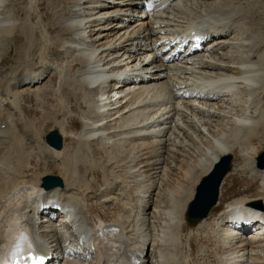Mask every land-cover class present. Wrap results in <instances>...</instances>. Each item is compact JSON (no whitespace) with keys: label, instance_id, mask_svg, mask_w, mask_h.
Returning a JSON list of instances; mask_svg holds the SVG:
<instances>
[{"label":"bare ground","instance_id":"obj_1","mask_svg":"<svg viewBox=\"0 0 264 264\" xmlns=\"http://www.w3.org/2000/svg\"><path fill=\"white\" fill-rule=\"evenodd\" d=\"M67 1L71 4V15H68V18L62 19L61 22L58 21V24H60L59 28H66L70 33V37L67 38L68 40L66 42L65 39L62 40L61 46L63 45L62 47H64V49L68 48L70 54L69 58H71L72 62H77V65H80L81 68H79L82 70L79 71L77 69L79 71H77V81L68 82L70 85L77 84L81 88H85L89 94L95 96L94 100L96 102L95 106L88 103L92 106H90L92 108V113L90 112L91 117L87 118L88 116L86 117L83 114L85 116V121L83 122V128L80 130L79 134L75 135L71 133L69 136L74 143H84V153L90 157L93 153V156L102 154L106 157V161L109 162L108 159L110 155H107V153L109 150H114L117 146L118 149L124 148L125 152L135 151V154L132 155V159H137L133 162H126V160H121L115 155L114 158L110 160L109 166L106 163L108 167H102L107 177L110 175L112 179L117 178L111 174L114 168H110V165L117 168L119 170L117 172H122V175H119V177L126 176L127 174L123 172L129 174V169L136 166L138 170L133 172V175L138 178L135 179L132 177L134 180L131 181L135 184H140L141 181L145 180L149 182L152 186L151 188L154 189L157 178L160 180V172L163 173V176L165 172H168L166 165H162V171L159 170L160 168H156L160 166L158 163L162 162L160 160L156 163L159 160H157L156 157L166 158V152L170 151L168 147H171V143H169V139L171 140L170 137H174V135L180 136V134L184 132L186 134H184V137L189 138V130H194V128H199L197 134L204 136L202 132L205 129L201 127L203 125L211 126L214 131H209L206 141L208 145L212 146H207L208 148L196 166L197 170L204 169L206 172L209 171L213 163L220 158L221 155L231 154L235 147V142L240 140H244L240 142L241 147L239 148L240 156L243 160L248 155H256V150L254 148L245 146L243 143L248 138V134L257 128V122L259 121L258 117L261 113L260 109L255 106L256 102L254 103L253 97L259 90H264V41L262 40L264 34L261 35L260 33L259 36L261 37H258V39L261 38V40L256 44L257 37L254 41V35L251 31L252 34L250 35H252V37L250 36L251 38H247L246 30H252V27H254L253 25H255L254 29L264 26L262 22L264 21L263 8L256 9L255 5L257 4L253 3V0H241L242 2L239 0H161V4L167 5L165 11L154 10L147 18H142L143 15L138 14L139 17L136 18V23L134 25H126V18L129 13L132 14L134 11L132 6L138 4L141 0ZM230 1H235L237 4H234L235 2L231 3ZM3 2L4 0H0V6ZM241 3H243L245 7ZM251 3L255 5L249 6ZM189 4H191V7H188ZM236 6L242 7L241 13L236 11ZM6 9L8 10L7 6ZM20 10H18V12ZM32 10H34V8L30 10L31 13L29 11V14L34 13ZM8 14L0 7V41L2 40V34H4L6 38H9L13 29L19 26V20L17 21V18L12 15V13V16ZM116 21L119 22L117 25H114ZM36 22L37 24L41 23L39 19ZM54 27L56 26H53V28ZM261 29L260 27V30ZM194 30L197 31L196 34L198 36L196 35L194 40L190 41L191 43L188 44L183 53H179L173 59L175 64H163L162 57L159 53L167 47L166 43L169 44L175 41L178 39L177 36H180L182 39H187L190 36L192 37L195 33L193 32ZM255 30L254 32L256 33L259 31L257 29ZM21 31L24 30L22 29ZM28 32L31 34L30 31ZM41 34L43 35V32H41ZM86 34H88V36H86ZM208 36L213 39L214 43L212 47H209V51L201 52V37L207 38ZM237 36L240 37V40L239 38L236 40ZM232 40H236V42L239 43L237 46L235 44L237 49L236 56L239 57V61L238 63L234 62L236 63L234 65L230 64L227 60V58L229 59L231 49V47L229 48L228 46ZM261 41L263 42L261 43ZM61 46L60 48H62ZM225 46L227 47L226 51L223 50ZM4 47L5 49L8 48L6 45H4ZM28 47L29 46H27V48ZM233 49L235 48L233 47ZM261 50H263V52H260ZM28 51H31V49ZM198 51L200 53H198ZM64 53H66V51ZM258 55L259 58H262V61L259 59L254 61V58H257ZM66 56L67 54L65 58ZM71 67L73 68L74 66ZM4 70L5 68L0 66V76L4 73ZM40 73L38 76H40ZM39 79H28L25 86H29V88L31 86H36L39 83L36 82V80ZM137 79L143 82L139 81L137 85L135 84ZM18 81L19 80L16 78L13 82L8 78H4L3 82L0 83V170L1 167L4 166L3 163L6 164L5 175L0 173V260L8 257L11 250L20 247L21 242L23 245L24 241L25 246H30V248L34 246L36 250L40 252L45 251L47 254L53 253L56 258L60 256L59 252L64 251L77 255V259H66L62 264H165L166 258L163 253L164 251L166 254L167 250L165 236L167 237L168 234L170 236L172 232L177 234L184 228L185 220L183 214L185 204L189 198L188 192L182 191L184 185H175L168 191L169 206L167 209L163 206L161 212L156 209L160 208L163 204L157 206V203H160V201L164 203L163 189L167 185V179L165 182L160 183L158 194L156 193L157 200L155 202L157 203L153 211H151L153 207L152 204L155 205V202L152 200L153 196L147 195V192L152 191L154 195L155 189L154 191L148 188V190L145 189L146 191L141 195V200L137 206L139 207V214L135 219L137 228L135 234L137 237L134 238V236L133 239L125 230L121 220L123 214L119 216L121 211H119L118 216L115 215L119 222H106L102 217L93 214L92 208L94 207L88 204L90 201L81 203L75 197H71L70 191L72 184H68L69 180L66 179L65 174L63 175V179L66 183V185L64 183L65 187L44 190L39 180L32 181L29 179V176H27L28 173L34 171L36 168L35 165L31 162L26 164L22 162L25 157L31 156L29 155L31 149L38 147V145L34 144L35 141L33 140L35 137L36 139L39 137L40 131L37 132L34 130L35 132L31 131L27 134L31 143L30 149L26 152L24 149L27 147L24 149L21 147L23 146L21 144L26 141L24 139L26 136L18 140V137L14 136V130L11 128L12 121L15 120L12 119L13 115L21 119L18 114V110L20 109L19 102L18 100L17 102L14 101L15 96L13 94L15 93L11 94V91H9L11 87L15 90L17 89ZM61 84L62 83H60V85ZM64 84L66 83L64 82ZM111 85L112 88L110 90L109 88ZM36 87H38V85ZM58 87L59 86H57V88ZM64 87L66 86L64 85ZM72 87L71 89H68V87L64 88L61 94L58 93V95H61L60 97L63 98L62 100L64 101L65 99L67 102L66 104L64 103L62 114L65 113L66 115H70L75 111L76 106L80 109L82 108L79 101L83 98H81V96H84V94L81 95L79 92L81 99L78 101L75 96V93L78 94V92ZM23 89L25 91L24 87ZM82 90L83 89H81V91ZM119 90L120 93L116 92ZM27 92L29 91L27 90ZM43 92L45 93V91ZM49 92L51 93V91ZM82 92L85 93L84 91ZM29 94L32 93L30 92ZM22 96L24 97L25 95ZM255 97H257V95ZM29 99H27V101H29ZM91 99H93V97ZM191 100L193 101V105L191 104L193 111L200 110V102H207V105L202 104V107L205 106L206 108L209 106L212 109L211 112L209 111L210 113H208L212 115H210L211 117L217 114L219 115V118L215 117L218 119L216 124L213 125L214 121L209 122L210 118L209 120L202 119L203 121H200L201 125H196L198 119L195 121L194 118H192L193 121L191 120L194 125H187L188 123L186 122H190L189 119L183 120V122L180 120L181 124L178 122L179 125L176 126L177 131L175 132V129L173 130L175 134L173 131V134H170L171 132L168 133L169 130L171 131L172 128H174V122H177L176 118L179 113L182 112L181 110L185 108L184 105ZM73 101L75 102L74 105H72ZM89 102L92 101L90 100ZM241 102L243 103L241 104ZM37 103L39 104V102ZM54 107L55 105H52L50 108L56 110ZM60 111L61 110H59V112ZM221 116L224 117L223 120L220 119ZM82 118L84 119V117ZM225 119L234 124H232L233 127L229 123V125L232 126L231 130H234L235 133L233 136H238L234 139V144H228L229 138L226 131L230 129H226V124L224 123ZM44 121L49 122V117ZM43 125L42 122L39 130H41ZM65 125L66 123L61 121L58 130L60 133H66ZM2 126H4V128ZM29 126L30 125H28V127ZM38 140L39 139H37V142H39ZM177 140L178 139H175V141ZM44 143L47 146L45 141ZM194 143L195 142H190V144ZM37 144L40 145V142ZM131 146H133V148H131ZM46 151L47 150H45V152ZM55 152L57 151H54L52 156H56L57 153ZM35 153H38V151L35 150ZM75 154H77V152ZM80 155L84 157V155ZM50 159L52 160V157ZM155 159L157 161H155ZM94 160H90L89 163H87L88 169L86 168L87 173H85V180H83H90V182L87 181L89 189L94 186V181L92 178H86L90 170L97 167L95 163L92 164ZM118 160L119 164L117 163ZM166 160L167 159H165V161ZM101 161H103V158H99L96 162ZM121 162L124 163L121 165ZM245 162L247 163V161ZM123 164H126L129 169L124 167ZM134 170H136V168H134ZM250 170V178L252 177L254 181L262 185L261 193H264V169L256 172L252 167ZM72 175L73 174H71V176ZM191 175L192 174L189 173L186 174L184 182L186 179L190 181ZM128 179L129 178L126 177V180ZM123 182L125 183L126 181ZM134 185L132 186L134 187ZM110 193L113 195V192ZM110 193L104 196L108 197ZM129 193L131 194L132 191ZM120 197L119 195L115 199L119 200ZM113 199L112 201L108 199L103 200V202L99 201L97 206L105 208L104 205L115 203H113ZM138 199H136V201ZM82 200H84V198ZM255 201L256 200L243 198L235 199L227 204V208L221 210V206H223L221 205L223 203L222 201L218 203L214 211L210 213V215L212 214L211 216L209 215L196 226H194L192 222H188L194 227L190 228L187 233L188 244L186 245H189L191 250L197 245L198 251L200 250L201 253L197 252V254L200 255L202 260L213 257L216 258L220 264H262L261 261H264V258L262 259L261 256L264 254V240H262V237L264 235H259H261L264 230L263 226H252L247 230L249 231V236L245 237L243 234L242 237H240L243 228L237 229L229 225V218H256L264 221V199L258 200L261 201L263 205L262 213H255L250 209V207H253V202ZM132 202L134 201L132 200ZM47 206H50L51 209H59V213H64L62 218L64 219L67 217L69 220L68 223H65L66 229L55 225L49 226L45 223L46 219H43L44 216L40 215V213L43 208ZM115 206L112 209H116L117 206ZM127 206H122L124 208L123 212H125ZM89 208L90 210H88ZM97 208L98 207H96V209ZM234 209L240 210L234 212ZM107 210L110 211L109 208ZM159 213L160 217L158 216ZM164 217L165 220L163 221ZM156 220L159 222H155ZM62 221L63 220L60 219L59 223L56 224L59 225ZM167 221L168 224H166ZM132 223L134 224V221ZM153 223L156 225L155 227H153ZM129 225L131 224L129 223ZM249 238L253 239V241L248 240ZM155 244H157L156 247L158 246V249L156 248L157 250L153 252ZM199 245H201V248H199ZM252 249H254V251ZM245 250L247 251L244 252ZM88 251L92 254L90 261L86 259ZM232 254H236V256Z\"/></svg>","mask_w":264,"mask_h":264},{"label":"rangeland","instance_id":"obj_2","mask_svg":"<svg viewBox=\"0 0 264 264\" xmlns=\"http://www.w3.org/2000/svg\"><path fill=\"white\" fill-rule=\"evenodd\" d=\"M239 1L242 2L241 0H239ZM247 1H249V0H247ZM234 2H231V3H234ZM31 3H32V6H31ZM253 3H255L257 5H255ZM253 3H251V5H249V4L248 5L249 6L255 5L256 9L263 8V10H264V0H253ZM234 4H237V3L235 2ZM241 4L245 7V5L243 3H241ZM6 6H7L8 10L6 9ZM0 7H1V9H3V11L5 13H7V14L9 13L8 15H10V16L14 15L17 18L16 20L17 21L19 20V22H18L19 26L17 28L13 29L11 36L9 38H6V36L4 34H2V36H1L2 40L0 41V44H1L0 45V54H1L0 55V60H1L0 62L2 63V65L0 63V66L5 68V70L3 71L4 73H2L3 75L1 74V76H0V83L3 82L4 78L10 79V81H12V82L16 78L17 80H19L18 81L19 83H17V86H18L17 89L15 90L13 87H11L9 91H11V94H13L14 92H12V91H17L19 89L23 90L21 93L19 92L18 94H16V93L13 94L15 96L14 101L17 102V100H18V102H19V106H20L19 108L20 109L18 110V114L20 115L21 119H19V117H15L13 115L12 119H15V120L12 121V119H11V121H12V127L11 128H12V130H14V132H15L14 136L18 137V140H20L21 138H24L26 136V138H24L26 140V141H24L25 143L21 144V145H23V146H21V147H23L22 149L27 147L26 149H24L26 152H28V149H30L29 147H30V143H31L27 134L31 131H34V130L37 132L40 131L39 137H37V139H39L38 141L40 142V145L37 144L39 142H37L36 137L33 140V141H35L34 144L38 145V147H40V148L37 147V148L31 149V153L29 154L31 156L25 157L22 161V162H24V164L31 162L36 167L34 169V171L28 173L27 176H29V179H31L32 181H35V180L41 181V178L45 175H55V176L59 175L63 178V175L65 174L66 179L69 180L68 184L69 183L72 184L71 191H70L71 197H75L81 203H87L90 201L88 204L92 205V207H94V208H92L93 209L92 211L94 212L93 214H96L97 216L102 217L106 222H114V221L119 222V220L117 221V217L115 215L118 216L119 211H121L119 216H122V214H123V217L121 218V220L123 222L125 230L127 231V234H129V236L131 235L130 237L132 239L134 236H135L134 238H136L137 235L135 234V231H137V228H136V224H135V219L138 217L137 215L139 214V207H137V206L139 204V201L141 200V197H142L141 195H143V192H145L148 189L153 190V191L155 189L154 195H153L152 191L147 192V195L153 196L152 200H154V202H155L157 200L156 197H157V194L159 191L158 188L160 187V183L165 182V180L167 179V185L163 189V201H164V203H162V201H160L161 204L159 202L158 203L155 202V205L152 204L153 207H152L151 211H153V208H154V206H156V203H157V206L163 204L160 208L156 209L160 212L162 211L163 206L165 207V209L168 208V206H169L168 191L171 190L175 185L179 186V185L183 184L184 186H183L182 191L183 192H189L193 188L197 177H199V174H201V171H195V170H197L195 165H197L199 160L203 157V154L205 153L206 149L209 146L210 147L212 146V145H208L206 139L208 138L209 131H214V130L212 129L211 126L203 125L201 127H203L205 129L202 132L204 134V136L201 134H197L199 132V130H198L199 128H196V129L194 128V130L190 129L189 130L190 131L189 132V134H190L189 138L184 137V134H185L184 132L181 133L180 136L174 135V137H173L170 135L171 140L169 139V141H170L169 143H171V145H170L171 147L170 148L168 147V150H170V151H167L166 155H165V157H166L165 159H167V160L165 161V159H163V157H161V158L156 157L157 160L159 159L158 161L155 159V161H157L156 163H158L160 160L162 161L161 163L159 162L160 164L158 163V165H160V166H158L156 168H160L159 170L162 171V165L163 166L166 165V167L168 168V172H165L164 176H163V173L160 172V180L157 178V182L154 186L155 187L154 189H152L151 188L152 186L149 184V182H146L145 180L141 181L140 184H135L134 182L131 181V180H134V178L135 179L138 178V177L136 178L133 175V172L138 170L137 169L138 167H136V166L134 167V168H136V170H134V168L129 169V168H127L126 164H123L124 167L129 169V171H128L129 174L127 172H123L124 174H127V175L119 177V175H122V172L121 171L117 172L119 170L117 168L113 167L112 165H110L111 166L110 168H114L113 171H111V174L117 178L112 179V177L109 174H108L109 176L107 177L105 175V171H104V169H102V167L107 166L109 164L110 160L113 159L115 155H117V157H119V159H121V160H123V159H124V161L126 160V162H128V161L133 162L134 160H137V159H132V155L135 154V151L134 152L133 151L125 152L124 148L118 149L117 146L114 148V150L108 151L107 155H110L109 156L110 158L108 159L109 162L106 161V157H104L102 154L93 156V154H94L93 153L90 157L86 153H84V147H85L84 143L83 144L81 143L82 144L81 145L80 142H76L77 143V146H76V143H74L69 136V134H71V133L75 134V135L79 134L80 130L83 128V122L85 121V116L86 117L88 116L87 118H90L91 113H92L91 107L96 105V102L94 100L95 96H93L92 94H89L85 90V88H81L77 84H73V85L69 84L70 81H77L76 80L77 73L79 71H82L80 69L81 68L80 65H77V62H72L71 58H69L70 54L68 52V48L64 49V47H62L63 45L61 46V41L65 39V42H66L68 40L67 38L70 37V33L66 30V28H64V29L59 28L60 24H58V23L61 22L62 19L68 18L71 15V11H70L71 4H70V2L67 0H4L3 4ZM29 7L31 9L34 8V10H32V12H34V13L29 14V11L31 10ZM188 7H191V4H189ZM61 8L63 9V11ZM236 8H237L236 11L241 13L242 7L236 6ZM15 9H17V10H15ZM18 10H20V11L18 12ZM10 11H12V12H10ZM15 11H17L18 13ZM11 13H12V15H11ZM30 13H31V11H30ZM28 14H29V17H28ZM63 14H65L66 16ZM56 16L59 18H57ZM30 17H32V18H30ZM38 19H39V22H41V23L38 22L39 24H37V22H36V21H38ZM118 22L119 21H116L114 25H117ZM262 22L264 25V21H262ZM32 23H34V24H32ZM45 25H47V26H45ZM53 26H56V27L53 28ZM253 26L255 27V25H253ZM38 27H40L41 30ZM254 27H252V30H246V35H247V38H251L252 35H250V34H252L251 33V31H252L253 35H254V41L257 37L256 44H258V42H260V40H261V38L258 39V37H261V36H259L260 33H261V35L264 34L263 33L264 32V26L263 27L260 26L262 28L261 30H260V27L255 28V29L259 30L257 33L254 32V31H256L254 29ZM22 29L24 31H21ZM33 29H36V30H33ZM28 31H30V33L32 35L29 34ZM40 31L43 32V35L41 34ZM44 32H45V34H44ZM62 32H64V33H62ZM65 32H67V33H65ZM56 33L57 34L59 33V34L57 35ZM35 34H36V36H35ZM28 35L31 38H29ZM86 36H88V34H86ZM35 37H37V38H35ZM59 37H61V38H59ZM238 38L240 40L239 36L236 37V40H238ZM236 40L235 41L232 40L228 46L229 48L231 47V49H230L229 59L227 58V60L232 65L238 63V61H239V57L236 56L237 49L235 47V44L237 46L239 43L236 42ZM262 40L264 41V35L262 36ZM263 41H261V43ZM4 45H6L8 47L7 48L8 51H7V49H5ZM27 46H29L30 48L28 47L29 48L28 49ZM60 46L62 48H60ZM233 47L235 49H233ZM30 49H31V51H28ZM61 49H63V50H61ZM226 49H227V47L225 46V48H223V50L226 51ZM234 50H235V52H234ZM65 51H66V53H64ZM260 52H263V50H261ZM60 53H62V54H60ZM66 54H67V56L65 58ZM31 55H32V58H31ZM233 58H234V61H233ZM257 59L262 61V58H259V55L257 56V58H254V61H257ZM234 62H236V63H234ZM71 66H74V67L72 68ZM21 69H23V70H21ZM24 70H25V72H24ZM49 70H50V72H49ZM39 73H40V76H38ZM14 75H15V77H14ZM68 78H69V80H68ZM28 79L29 80L39 79V80H36V82H39L37 84L38 87H36L37 85L34 87L31 86L30 88H29V86H25V84H27ZM64 82L67 85L64 84ZM42 83H43V85L40 86V84H42ZM60 83H62V84L60 85ZM63 84L66 87H64ZM57 86H59V87L57 88ZM23 87L25 88V91H24ZM67 87H68V89H71V87H72V88H74L75 91L78 92V94L75 93V96L77 97L76 99L78 101H79V99H81L83 97L79 101V104L81 105L82 108L80 109L78 106H76L75 111L73 113H71L70 115H66L65 113L62 114L64 103L66 104L67 102L65 99H64V101L62 100L63 98L60 97L61 95H58V93L61 94L62 89L67 88ZM34 88H36V89H34ZM111 88H112V85L110 86L109 89L111 90ZM58 89H59V91H58ZM81 89H83L82 91H84L85 93H83L81 91ZM27 90L29 92H27ZM43 91H45V93ZM49 91H51V93ZM30 92L32 94H29ZM79 92L81 95L84 94V96L82 95L80 98ZM116 92L120 93V90L116 91ZM258 93H259V95H258ZM22 95H25V96L23 97ZM256 95H257V97H255ZM263 95H264V90H259V92H257V94H255V96H254L255 98L253 97L254 103L256 102L255 106H257L260 109L261 113H260V116L258 117L259 121L257 122V128L248 134V136H247L248 138L243 143L245 146H249V147L251 146L252 148H254L256 150V155H257V153L259 154L261 151L264 150V102H263L264 96ZM91 96L93 97V99H91L92 98ZM19 97H20V99H19ZM84 97H85V99H84ZM26 98L27 99L30 98L31 100L29 99V101H27ZM50 98H52V99H50ZM258 99H260V100H258ZM20 100H22V101H20ZM90 100L92 102H89ZM62 101H63V104H62ZM83 101H85V102H83ZM191 101L186 103V105H184L185 108H183L181 110L182 111L181 113H183V114L179 113L178 117L176 118L177 122H174V128H172L171 131L169 130L168 133L171 132L170 134H173L174 129L176 132L177 131L176 126H178L181 121L183 122V120L189 119V121L191 123L188 121L186 123H188L187 125H192L193 124L192 118H194L195 121H197V119H198V121L196 122V125H201L200 121L209 120V118H210L209 122L214 121L213 125L216 124V121L218 120L216 118H219V115L217 114L214 117H211L212 115L208 114V113H210L212 109L209 106H207L206 108H205V106L202 107V104L207 105V102H205V103L200 102L201 103L199 106L200 110L199 111H193L191 108V104L193 105V101L192 102ZM37 102H39V104ZM83 103H85V104H83ZM88 103L89 104L91 103L92 106L89 105ZM242 103L243 102H241V104ZM74 104H75V102L73 101L72 105H74ZM52 105H55L54 108L56 110L50 108V107H52ZM220 105H218V106H220ZM88 106H89V108H88ZM87 108H88V110H87ZM186 108H187V110H186ZM31 109H33V110H31ZM82 109H83V111H82ZM48 110H50L51 112ZM59 110H61V111L59 112ZM183 110H185V111H183ZM213 110H215V109H213ZM85 112L87 115L85 114ZM6 113H9V112H6ZM189 113H191V114H189ZM187 115H189V116H187ZM199 115L201 118L203 117L202 118L203 120L199 117ZM46 116L49 117V120H50L49 122L44 121L47 118ZM185 116H187V117H185ZM196 116H198V117H196ZM222 116H223V114H222ZM222 116L220 117L221 120H223V118H224ZM82 117H84V119ZM204 117H206V118H204ZM61 121L63 123H66V125H65L66 126L65 127L66 133H64V132L60 133L64 137V141H65L64 149L62 151L55 152V153H57L56 156H52L54 151L45 145L43 137L46 136L53 129L59 130V124H61ZM42 122L44 125L41 128V130H39ZM224 123L226 124L225 125L226 129H230V130H231V127L234 125L232 122H229L227 119L224 120ZM229 123H230V125H232V124L233 125L230 126ZM38 124H39V126H38ZM28 125H30V126L28 127ZM3 128H4V126H3ZM3 128H1V129H3ZM230 130L226 131L228 133L227 136L229 138L228 144H234V139L237 138L238 136L237 137L235 135L233 136V134H235L234 130H231V131ZM175 132H174V134H175ZM194 136H196V137H194ZM232 136H233V139H232ZM27 139H28V141H27ZM175 139H178L177 140L178 144H177V141H175ZM243 141L244 140H240L238 142H235V145H234L235 147L232 150L233 152H231L234 155L235 172H232L233 175L231 174L232 176H229L226 178V180L224 181V184L222 186V189L220 191V202L223 201V203H224V201L226 200L224 204L223 203L221 204V205H223V206H221V210H223V208L226 207V204L232 199L247 197V196H248V198L250 197V198H255V199H262V200L264 199V197H263L264 193H261L262 192V187H261L262 185L259 182L254 181L252 177L250 178L251 170L247 169L244 166L242 167V162H243L244 165H246L250 169H252V167H253L252 159H254L256 156V155L255 156L253 155L254 156L253 157L252 155H248L247 156L248 158L246 157L244 160L242 159V157L240 156L239 148L241 147L240 142H243ZM190 142H195V143L190 144ZM182 143L184 146L182 145ZM236 143H238V144H236ZM177 145L180 149L177 147ZM182 146H183V148H182ZM131 148H133V146H131ZM171 148H172V151H171ZM35 150H37L38 153H35ZM45 150H47V151L45 152ZM76 152H77V154H75ZM115 152H116V154H115ZM122 152H124V153H122ZM79 153L84 155V157L83 156L81 157V155ZM121 154H123V155H121ZM61 156L62 157L64 156V157L62 158ZM120 156H122V157H120ZM51 157H52V160L50 159ZM171 157H172V159H171ZM86 158H88V159H86ZM99 158H103V161L96 162ZM62 159H63V161H62ZM248 159H249V161H248ZM90 160L91 161L94 160V162H92V164L95 163L97 165L96 168L95 167L92 168L90 170V172L87 174L86 179L92 178L94 181V186H92L91 189H89L87 186L88 182H90V180H87L88 182L83 181V180H85L84 175H85V173H87L86 168L88 169L87 163H89ZM245 161H247V163ZM22 162H19V163H22ZM106 163H107V165H106ZM117 163L119 164V160ZM122 163H124V162H121L120 164L122 165ZM83 164H84V166H83ZM167 164H168V166H167ZM3 165L4 166L1 167L0 173L2 175L3 174L5 175V169H6L5 165L6 164L3 163ZM241 168H242V170H241ZM188 173L192 174L190 177V181H188V179H186L184 182V178H186V174H188ZM71 174H73V175L71 176ZM126 177L129 179L126 180ZM132 177H134V178H132ZM73 178H74V180H73ZM123 181H126V182L124 183ZM64 183H65V180H64ZM123 184H124V186H123ZM125 184H127V185H125ZM65 185H66V183H65ZM132 185H134V187ZM84 188H86V189H84ZM127 189L129 192L132 191V193H131L132 196L127 191ZM122 190H124V191H122ZM226 190H228V191H226ZM225 191H226V193H225ZM108 192L109 193L113 192V195H112V193H110V195L108 196L109 198L104 196L106 194H109ZM121 194H123L124 196ZM117 195L121 196L119 199L120 201L115 199L116 197H118ZM130 197H132V198H130ZM225 197H227V198H225ZM83 198H84V200H82ZM87 199H88V201H87ZM99 199H101V200H99ZM105 199H108L109 201L110 200L112 201V199H113V203L115 202L117 207L115 206V203L114 204L108 203L107 205H104L105 208H101V207L97 206L99 204V201L103 202V200H105ZM136 199H138V200L136 201ZM255 199H253V200H255ZM114 200H116V201H114ZM129 200H131V201H129ZM132 200L134 202L135 201L136 202L134 203V202H132ZM84 201H86V202H84ZM154 202H152V203H154ZM94 205L98 208L96 209V207ZM114 206L116 207V209H112V208H114ZM122 206H124V207L127 206L125 212H123L124 208ZM131 207H133V208H131ZM108 208L110 209V211L107 210ZM88 210H90V208ZM184 211H185V209H184ZM158 216L160 217V213L158 214ZM164 220H165V217L163 218V221ZM133 221H134V224L132 223ZM155 222H159V221L156 220ZM129 223L131 225H129ZM166 224H168V221ZM127 226L129 227V229ZM155 226L156 225L154 224L153 227H155ZM193 227L194 226H192L188 222L187 223L185 222L184 228H182L177 234L172 232V233H170V236H169V234L167 235V237L165 236V242L167 245L166 254L163 251L164 256L166 258L165 264H216V263L218 264L219 263L218 260L216 258H213V257H210V258L208 257L207 259L202 260L200 255L197 254V252L200 253V250L198 251L197 245L195 246V248H192V250L189 248V245H186V244H188L187 233L189 232V229L193 228ZM157 230H156V232H157ZM150 235L152 236L151 232H150ZM261 244H263V243H261ZM156 245L157 244L154 245L153 252H155L158 249V246L156 247ZM199 248H201V245H199ZM252 250L254 251V249H252ZM153 254H156V253H153ZM261 256L263 259L264 254H262ZM261 263L264 264V261L263 262L261 261Z\"/></svg>","mask_w":264,"mask_h":264},{"label":"water","instance_id":"obj_3","mask_svg":"<svg viewBox=\"0 0 264 264\" xmlns=\"http://www.w3.org/2000/svg\"><path fill=\"white\" fill-rule=\"evenodd\" d=\"M45 141L50 147L56 150H59L62 146V139L56 131L49 133L45 138ZM219 165L222 166L223 169L227 166L224 162ZM258 166L260 168L264 167V157L259 160ZM221 181L222 174L220 172L204 179L198 186L197 197L191 204L187 214L191 220L204 218L208 214L209 210L216 204L218 189ZM42 182V187L45 190H50L55 186L62 185V181L58 177H45Z\"/></svg>","mask_w":264,"mask_h":264}]
</instances>
